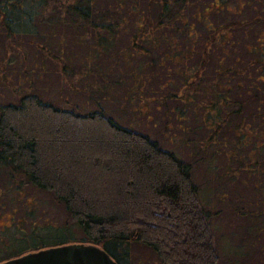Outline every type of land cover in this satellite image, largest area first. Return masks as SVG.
<instances>
[{"label":"trees","instance_id":"16d2710c","mask_svg":"<svg viewBox=\"0 0 264 264\" xmlns=\"http://www.w3.org/2000/svg\"><path fill=\"white\" fill-rule=\"evenodd\" d=\"M104 1L0 0V26L9 38L33 32L36 17L56 25L70 24L81 32V45L87 51V73L103 72L106 59L118 52L122 41L126 43L122 33L130 27V55H144L155 69L165 66L162 60L185 61L186 56L174 49L161 53L159 45L179 34L192 38L195 26L181 8L194 0H148L145 13L139 12L136 1L130 4L128 0H113L105 7ZM225 2L206 3L198 19L206 18L205 11L210 14L223 8ZM176 4L179 10H174ZM256 19L264 22V15ZM245 25L248 20L240 17L227 20L210 28L211 36L220 43L226 40L227 32ZM123 48L124 54L120 55L126 56L124 44ZM208 48L203 50L200 63L189 69L186 66L191 70L185 77L184 93L188 97L196 95L203 80ZM64 66L65 71L67 65ZM247 69L245 65L237 72L242 70L243 75ZM218 72L215 78L225 76L229 81L228 73L236 71L226 66ZM258 75L260 83H264V73ZM230 90L228 82L217 80L203 89L207 97L203 104L206 127L218 131L222 121L232 120L234 112L227 111L232 103ZM257 98L264 103V89ZM97 103L94 109L82 110L77 104L68 108L31 92L0 104V168L10 178L26 180L50 192L64 206L68 220L83 233L82 239H77L71 227L65 225L38 239L27 237L21 243L29 241L33 249L17 252L7 247V255L0 262L68 244L63 239L68 237L105 248L119 264H129L128 248L134 244L151 248L161 264H220L218 239L211 229L217 213L201 203L192 163L165 149L150 134L125 126L102 103ZM237 111L241 112L240 107ZM258 117L259 114L252 115L254 119ZM258 146L264 148V139Z\"/></svg>","mask_w":264,"mask_h":264},{"label":"rangeland","instance_id":"374dc122","mask_svg":"<svg viewBox=\"0 0 264 264\" xmlns=\"http://www.w3.org/2000/svg\"><path fill=\"white\" fill-rule=\"evenodd\" d=\"M132 1L138 2L139 12L147 11L148 0H128L130 4ZM211 1L194 0L182 5L181 12L195 26L192 38L179 34L162 41L159 49L166 54L174 49L186 56L185 61L162 60L165 66L156 69L144 55H130L131 27L122 33V39H129L106 59L100 74L86 72L87 51L81 45V32L70 24L56 25L36 17L33 32L9 38L0 26V104L31 92L68 108L77 104L88 110L102 103L122 124L150 134L165 149L192 163L201 203L217 213L211 229L218 239L220 264H264V148L258 146L264 139V103L257 98L264 89L258 75L264 73V22L256 19L264 15V0H225L227 6L210 14L205 11L206 18L198 19V13ZM107 3L112 5L113 0H105L103 6ZM179 7L174 5V10ZM237 17L248 20V25L227 32L223 42L213 40L210 28ZM123 44L126 56L120 55L124 54ZM207 46L209 61L203 80L196 95L188 97L184 93L185 77L191 65L200 63ZM245 65L248 69L243 75L242 70L237 72ZM226 66L236 71L228 73L229 81L225 76L215 78L219 68ZM216 80L231 87L232 103L227 111L234 112L232 120L222 121L218 131L206 127L203 121L207 117L203 115L207 98L203 89ZM104 86L107 88L102 90ZM239 107L241 112L237 111ZM253 114L260 117L254 119ZM5 173L0 168L1 254L7 247L29 251L34 245L21 243L22 239H38L65 225L82 239V230L68 220L64 206L50 192ZM128 250L129 264H161L145 245L134 244Z\"/></svg>","mask_w":264,"mask_h":264},{"label":"water","instance_id":"95a60500","mask_svg":"<svg viewBox=\"0 0 264 264\" xmlns=\"http://www.w3.org/2000/svg\"><path fill=\"white\" fill-rule=\"evenodd\" d=\"M0 264H119L103 247L84 242L68 243L25 253Z\"/></svg>","mask_w":264,"mask_h":264}]
</instances>
